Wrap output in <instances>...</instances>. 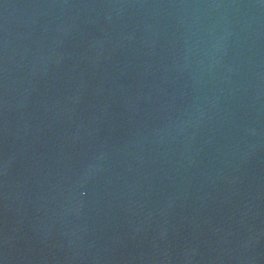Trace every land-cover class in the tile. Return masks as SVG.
Segmentation results:
<instances>
[{
    "label": "water",
    "instance_id": "95a60500",
    "mask_svg": "<svg viewBox=\"0 0 264 264\" xmlns=\"http://www.w3.org/2000/svg\"><path fill=\"white\" fill-rule=\"evenodd\" d=\"M0 264H264V0H0Z\"/></svg>",
    "mask_w": 264,
    "mask_h": 264
}]
</instances>
